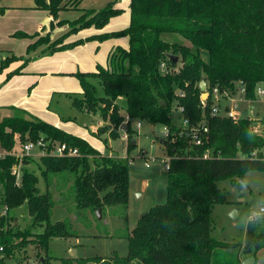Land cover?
I'll return each instance as SVG.
<instances>
[{
	"label": "trees",
	"instance_id": "trees-1",
	"mask_svg": "<svg viewBox=\"0 0 264 264\" xmlns=\"http://www.w3.org/2000/svg\"><path fill=\"white\" fill-rule=\"evenodd\" d=\"M81 1L35 0L36 8L49 12L48 27L32 34L20 30L14 33L34 39L27 46V55L40 47H44L41 54H52L88 40L128 36L129 47H114L107 66L75 73L82 91L70 94L74 107L101 112L102 118L113 125V137L117 138L121 130L128 134L129 150L136 145L133 120L162 124L174 136L181 130L177 114L179 119L187 118L189 126L205 124L208 132L202 133L201 144L190 142L191 136L180 135L162 144L170 157L167 200L152 206L139 218L128 234L127 255L68 258L63 263L242 264L240 253L244 257L258 256L264 248V222L259 226L257 218L249 221L245 243L221 241L212 234V208L217 203L230 202L226 190L218 186L219 180L231 179L236 184L249 170L264 171V161L243 157L264 147V120L247 116L234 121L213 114L211 97L204 106L200 82L205 79L208 90L217 86L224 92L234 90L242 81L246 98L257 99V87L264 85V0H130L128 27L69 42L67 38L82 29H104L111 18L124 11L114 0L100 9H82L74 20L60 18L62 10L78 9ZM0 11L4 12L5 6L0 5ZM63 26H69L68 31L53 38L52 32ZM164 32L179 33L191 45L169 41L161 36ZM203 51L208 52L207 58ZM171 55L179 59L174 61ZM30 58L8 56L1 60L0 72L12 62L23 60L19 68L8 73V78L13 77ZM120 97L125 100V107L118 102ZM180 105L184 107L182 114L177 113ZM123 108L126 114L121 112ZM39 138L66 143L77 148L79 154L41 156L39 169L47 184L45 192L37 188L38 176L26 168L30 156H0V212L4 206L12 210L27 204L32 218L31 227L21 229L12 224L16 219L13 214L0 216V245L4 246L0 264L29 245L44 264H55L49 253L50 240L75 235L66 221L51 220L54 173L68 172L73 176L70 178L75 201L80 208L95 211L106 205L129 203L131 180L126 159L102 154L87 139L22 108H15L13 115L0 121V149L12 151L18 141L26 143ZM50 149L49 146L48 152ZM206 151L212 153L208 158L203 156ZM15 165H20V179L13 172ZM230 249L238 250L237 254L231 257Z\"/></svg>",
	"mask_w": 264,
	"mask_h": 264
},
{
	"label": "rangeland",
	"instance_id": "rangeland-1",
	"mask_svg": "<svg viewBox=\"0 0 264 264\" xmlns=\"http://www.w3.org/2000/svg\"><path fill=\"white\" fill-rule=\"evenodd\" d=\"M114 0H86L84 4H79L78 9L68 8L60 12L61 19L74 20L81 15V10L88 8L100 9L106 6L109 2ZM121 5L125 7L124 11L114 16L110 25L115 27L114 29H124L130 24V12L128 9V0H120ZM3 2L20 5L14 3H22L21 5H28L31 0H3ZM20 5V6H21ZM16 10V9H13ZM22 10V9H21ZM25 11H11L5 17L4 27L5 30L11 28L33 30L37 27V23L44 21L48 17L46 10L30 11L29 9H23ZM35 24V25H33ZM48 25V24H47ZM38 29V28H37ZM69 26H63L56 28L52 35L58 37L67 32ZM92 28H85L81 30L77 37L84 35V33L90 31ZM76 35V34H75ZM163 38L169 41H177L187 45H191L190 41L185 39L179 33L164 32L161 35ZM5 35L0 33V58L6 54V49H11L18 55L26 54V45L24 46L22 38ZM17 38V39H16ZM85 38V37H84ZM116 39L126 38L128 42V36L114 37ZM111 38L105 39L99 42H105ZM31 41L30 39L28 42ZM90 41L88 40L83 45ZM95 44V43H94ZM74 47L65 49L71 50ZM90 49V48H87ZM193 49L196 48L193 46ZM93 53L97 58L103 56V46L95 45L93 47ZM204 58L208 57V52L203 51ZM100 60H96L94 68L98 65H105ZM29 66V65H28ZM7 68L3 69V71ZM77 71L64 72L63 75L70 76L76 83L71 87L76 89V86L81 89L80 78L75 74ZM35 72H28L25 76H36ZM36 85L33 82L28 88V93L31 88ZM49 85L43 87L47 88ZM235 98H238V104L241 110H248V114L252 115V106L257 105L259 107L258 118L264 117V98L258 96L255 100H249L241 98V94L238 91L240 84H236ZM77 90H71L65 92L70 95ZM99 93L102 94V89L99 87ZM61 94V92L59 93ZM50 95L48 103L46 104V110L51 111L63 122L72 124L71 131L81 137L86 138L95 148L100 149L103 154L112 155L115 154L123 159H126L130 166V188H129V203L128 206L124 204L106 205L102 211L101 216L98 215L97 210L91 208H80L75 201V190L73 185V179L70 178L68 172L54 173V192L52 188L50 190L53 195V207L51 209V220H64L69 224L71 230L75 233L74 236L69 238L54 237L50 240L49 253L52 256V261L55 264H64L63 259L68 258H93V257H110L112 254H118L125 256L128 253V234L132 231L139 218L149 211L150 208L156 204L165 203L167 200V184L168 175L166 161L168 155L163 154V148L161 141L164 140V125L151 124L149 122H140L133 120L132 125L136 129L133 140L136 141V145L129 150L128 139L124 138L125 131H120V135L115 138L111 135V131H103L101 134H93V128L96 126L97 121L100 119V112H80L74 105L72 99L68 95ZM126 104V102H123ZM231 109H235V102L230 103ZM7 113V112H4ZM177 115V114H176ZM176 117L177 122L180 121ZM126 123V121L124 122ZM109 129L110 125H106ZM83 133V134H80ZM86 135V136H85ZM149 164V166H147ZM31 170L35 172V164L32 163ZM60 174V175H59ZM58 175V176H56ZM73 177V176H72ZM244 182L251 188L238 189L237 185L231 179H222L218 181V186L226 190L227 199L230 202L217 203L212 208L213 223V236L221 241L245 243L247 238V228L249 221L256 215L259 220V226L264 222V213L260 214L261 206H264V171L249 170L242 177ZM59 186V189L55 188ZM38 187L43 192L47 190V184L44 178L40 175ZM236 212L234 213V211ZM10 214L16 215L19 218L18 227L25 229L31 227L32 218L29 215L27 204H23L18 208L12 209ZM26 252L31 257H37L36 250L32 247H27ZM238 250L230 249L228 251L231 257L237 254ZM227 257L225 252H222ZM23 255L22 250H17L15 255L8 259L7 264H16L18 258ZM243 258V253H240ZM78 262L75 261L74 264ZM264 263V248L258 252L257 264Z\"/></svg>",
	"mask_w": 264,
	"mask_h": 264
},
{
	"label": "crops",
	"instance_id": "crops-1",
	"mask_svg": "<svg viewBox=\"0 0 264 264\" xmlns=\"http://www.w3.org/2000/svg\"><path fill=\"white\" fill-rule=\"evenodd\" d=\"M84 1L86 0H82L80 4L83 5ZM14 4L21 5L22 3H14ZM0 5L5 6V11L4 12L0 11V33L4 32L5 35H10V37L12 36V39H15L14 37H17V36H14V33L19 30L28 32L30 34L35 33L37 31L39 32L44 27H48L50 20H51L49 12L46 10L48 17L46 18V21H44L43 25L41 24V22H38L37 27L35 26L34 27L35 29L30 30V31L23 30L20 28L19 29L11 28L7 31L5 30V27H4V23L6 21L5 17L11 11H18L20 13L22 11H25L23 9H29L30 11H33V12L40 11L43 9L36 8L35 0H31V2L28 3V5H21V6L9 4L1 0ZM84 5L89 6L88 4L87 5L84 4ZM117 6L125 9V7L121 5L120 0H118ZM13 9H16V10H13ZM85 9H88V8H85ZM128 9L130 12V0H128ZM130 18H131V12H130ZM110 21L104 27V29L90 27L92 28L90 31L84 33V35L77 37V35L81 31L80 30L78 33H75L76 35L72 34L71 36H69L67 38V41L69 42L74 41L78 38H84L91 34L100 33L103 31L118 30V29H114L115 27L110 25ZM17 38L20 39L22 37H17ZM53 38H56V37H53ZM29 39L31 41L28 42ZM21 40L23 41L24 46L26 45V49H27V46L30 44V42L34 41V39H31V38H22ZM97 44L100 46H103L104 53L100 59L97 58L96 54L93 53V47H95V45ZM116 46H122V47L128 48L129 38H128V42L126 38L116 39L114 37L109 40H106L103 43L99 41H96V42L90 41L83 45H79L74 49L66 50V51L64 50L56 51L52 54H49V53L41 54V51L44 47H40L37 51H34L29 55H27V53L25 55L23 53L18 55L11 49H6L5 50L6 54L4 57L0 58V63H1V60H4L6 57L11 56V55L26 56V57L28 56L31 58H30V61H28V63L23 67L22 71L19 74L18 73L14 74L13 77L8 78L9 77L8 73L19 68L23 64V60H17V61L12 62L11 65L7 67V70L0 72V121L4 117L13 115L15 113V108L17 109L22 108V109L28 110L30 114L32 115L34 114V116L36 117H39L47 122L53 123L56 126H59L67 130L68 132L73 133L71 131L72 124L63 122L56 115L52 114L51 111L46 110V104L48 103L50 95L51 94L53 96L64 95L66 94L65 92L79 89V87L77 86H76V89H73V87L71 86L72 84L76 83L75 80L71 78L70 76L68 77L67 75H63L62 73L64 72L69 73V72L76 71V70H81V71L95 70L96 68L95 69L93 68H94L95 61L97 59L100 60L102 63H106L104 66H107L109 64V61H108L109 53ZM87 48H90V49H87ZM28 70L29 72H35L34 74H36V76H25ZM33 82L35 83L36 86L34 88H31L30 92L28 93L27 90ZM46 85H49V86L44 89V92H42L43 87ZM81 91H82V87L80 90L74 91L72 93H79ZM60 92L61 94H59ZM68 96L73 101V96L71 95H68ZM118 102H120V104L123 107H125L126 104H123L125 100L122 97L118 99ZM4 112H7V113H4ZM80 112H85V111H80ZM121 112L123 114H126L125 108H123ZM140 122H144V121H140ZM108 124L110 125L111 129H109V127L108 128L106 127L103 129V131H108V130L111 131L113 129V125H111L109 120H104L100 114V119L97 121L96 126L93 128V134H96V135L101 134V132H103L101 131V127L106 126ZM80 134H83V133H80ZM161 143L164 144L163 140L161 141ZM162 148H163V154H166L165 148L163 146ZM101 153L103 154V152ZM41 156H42L41 153L38 150H35L33 153V156L30 155V159H29L30 161L26 165V168L31 173H34L36 176H38V179L40 178V175H41L40 169H39ZM32 163L35 164V168H36L35 172L31 170ZM37 188L40 192H43L42 189L38 187V183H37ZM244 258L246 257H243V259Z\"/></svg>",
	"mask_w": 264,
	"mask_h": 264
},
{
	"label": "built area",
	"instance_id": "built-area-1",
	"mask_svg": "<svg viewBox=\"0 0 264 264\" xmlns=\"http://www.w3.org/2000/svg\"><path fill=\"white\" fill-rule=\"evenodd\" d=\"M166 64L163 63L162 67H165ZM240 84V87L238 88V91L241 94V98L244 99H248L246 98L245 95V85L242 81L238 82ZM208 92V96L207 98H202L203 102H204V106L206 105V100L211 97L212 99V113L215 115H223V116H227L232 118L234 121H238L239 119L243 118V112L246 110H241L238 102V98H235L234 94L236 92V87L234 88V90H230L227 91L225 90L224 92H221L220 89L216 86L211 88L210 90L207 89ZM183 94V93H181ZM256 95L258 96H263L264 98V85H259L257 87L256 90ZM251 100V99H249ZM231 102H235V109H231L230 103ZM184 112V107L183 106H178L177 109V113L182 114ZM247 116H252L253 118L256 119H263L262 118H258L259 116V112H258V116L254 117L253 114L252 115H247ZM178 126H180L181 130L179 132L178 135H174L172 136V132L170 130V128L167 126H164V140H169V139H173L175 140L177 138V136H191L190 137V142L196 143V144H201L202 142V133H207L208 132V127L203 124L201 127H196V126H189V122L187 118L181 117L180 121L178 122ZM124 138H129L128 134L125 132V134L123 135ZM17 140H19V137H17ZM50 146V151L48 152V148ZM35 150H38L41 155H45V154H54V155H58V156H66V155H78L79 154V150L77 148L71 147L66 143H59V142H49L44 140V138H39L36 141H28L26 143H21L20 141H18L17 147L12 150V151H7L5 149H0V156H5L8 153H12L15 154L17 156H33V153ZM212 155V153L210 151H206L204 153V158H208ZM250 157L251 159L254 160H260V161H264V147L262 148H256L255 150H253L249 155H243V157ZM169 157V156H168ZM169 160L170 157L168 158V160L166 161V167L168 169L169 167ZM149 166V164L147 165ZM13 172L15 173V175H17L18 179H20V175H21V168L20 165H15L13 167ZM8 206H4L0 212V216L3 215H7L8 212L10 213ZM260 214L264 213V206H261L260 208ZM16 216V215H14ZM258 215L254 216L253 218H256ZM16 219L12 220V224L15 226L19 225V218L16 216ZM2 225H0V230L2 229ZM4 251V246L0 245V253ZM23 255L18 258V261L16 264H44L41 258L39 257H31V255L29 253L26 252V249L22 250ZM16 253V252H15ZM15 255V254H14ZM13 256V255H12ZM11 256V257H12ZM9 257V258H11ZM7 258V261L8 259ZM7 261L5 264H7Z\"/></svg>",
	"mask_w": 264,
	"mask_h": 264
},
{
	"label": "water",
	"instance_id": "water-1",
	"mask_svg": "<svg viewBox=\"0 0 264 264\" xmlns=\"http://www.w3.org/2000/svg\"><path fill=\"white\" fill-rule=\"evenodd\" d=\"M171 57L173 58L174 61H177L179 59V57L177 55H171ZM200 88L202 91V98H207L208 96V92H207V81L205 79H202L200 82ZM258 112H259V107L257 105H253L252 106V114L254 117L258 116ZM248 115V110H245L243 112V117H247ZM123 129L126 128L125 124L122 126ZM135 140H133L134 142ZM167 140H163V143L165 144ZM238 189L242 190V189H248L251 190V188L244 182L243 178H240L237 183H236ZM101 211L102 209L99 208L97 209V213L99 216H101ZM236 212V210L234 211V213ZM242 264H257V256L255 255H250L247 256L246 258H244L242 260ZM264 264V263H263Z\"/></svg>",
	"mask_w": 264,
	"mask_h": 264
}]
</instances>
